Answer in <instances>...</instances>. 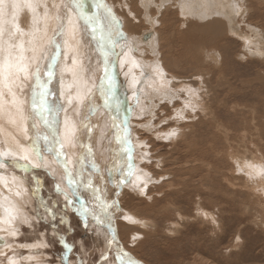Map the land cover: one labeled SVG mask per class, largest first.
Masks as SVG:
<instances>
[{
	"label": "rangeland",
	"instance_id": "374dc122",
	"mask_svg": "<svg viewBox=\"0 0 264 264\" xmlns=\"http://www.w3.org/2000/svg\"><path fill=\"white\" fill-rule=\"evenodd\" d=\"M103 1L109 5L107 6L110 9L114 7L113 10L118 16L122 11H127V0ZM168 1L169 5L173 4V0ZM207 2L208 0H206ZM20 3L23 4V2ZM244 3L246 5L244 8L248 7L249 10L250 18L247 19L249 24L246 23L247 20L246 22L241 20L240 16L228 20L231 33H228L227 38H230L229 41L233 46L228 40L223 41L226 45L224 43V50L219 49L221 57L218 56V61L214 57L215 55L212 57V53L206 55L203 52L205 48L207 51L214 49L211 46L206 47L204 42L196 43L194 47L197 48V51L192 49L189 56L184 53L185 51H183L184 56L179 53L181 48L178 37L175 41L170 38H174L177 32L181 33L185 26L182 25L183 20L176 11L175 1L174 6H166L158 14L153 26L151 24L134 25L137 33L132 36L127 33L129 37L136 38L137 36L142 37L144 33L153 32L152 39L150 38L148 42L154 41V53L144 51L139 58L136 56L139 48L135 44L134 55L142 61L144 67L153 65L154 60L161 66L160 60H164L166 69L160 68L163 69L167 80H171L173 84L178 82L177 84L183 83V85L186 83H188L186 85H194L198 82L202 91L205 92L207 85L204 81H207L212 88V93L210 101L206 105L209 113L214 112L216 120L209 121L205 116V120L202 122L198 115L195 116L198 111L193 112L191 109H187L185 120L169 121L172 127L181 128L180 136L172 141L156 140L154 134L151 138L148 133L138 131L140 108L134 107V109L138 108L134 110L133 103H127L129 116L134 115V118L130 117L134 129L133 135L148 139L152 144L150 151L154 158L153 163L150 166H142L146 171L152 173L154 180H159L161 175L166 177L164 181L150 185L149 193L157 199L150 210L147 206L152 200L145 198L143 200L146 202H142L141 199H138L140 195H137V199L128 203L127 206L121 205L126 214H131L142 224L128 223L131 225L128 227H132L130 232L127 228L124 229L119 225V222L126 223L125 221L122 219L114 221L121 249L140 264H264V191L262 187H259L260 184L264 186V178L258 176L249 179L246 173L239 170L241 166L238 164L241 161L244 164L254 161L257 166L264 165V56L253 55L246 46L244 47L241 40L242 33L253 34L248 28L256 29V34H253L254 42L248 47L255 50L261 45L259 32L264 31V0H244ZM200 4L199 1L198 6ZM198 6L197 8L194 6L195 13L201 12ZM167 11H169L168 14ZM37 12L42 13L43 11L37 9ZM27 13L29 18L33 16L29 12ZM200 15L203 17L202 21L211 19L208 15ZM220 17L224 18V15ZM16 22L19 23L24 33H29L27 28H33V23L29 26L23 25L22 14L20 17L18 16ZM124 25L123 31L125 30ZM179 26L180 28H178ZM173 32L175 35H172ZM206 32L204 33L206 34ZM239 33L242 35L240 36ZM210 35L207 33L204 36L208 38ZM23 36L28 37L29 35ZM86 40L92 41L93 48L100 49L94 50L95 52L97 50L95 53L97 56L99 53H103L100 42L94 34H91L90 37L87 36ZM172 42L175 45H171ZM143 45L146 43L144 42ZM50 46L49 43L46 48ZM115 52L120 51L116 49ZM190 53L197 58L190 57ZM101 54H99V69L104 72ZM33 69L35 67H31L30 71ZM145 72L149 73L148 70ZM170 74L175 77L171 79ZM196 74H199V78L193 77ZM32 80L29 76L27 81H23L22 92L19 87H14L22 98L24 96L25 108L30 100V91L28 90L29 85L34 84ZM145 80L141 81L145 84ZM144 84L136 86L145 88ZM45 86L47 87L46 83ZM201 93L198 94L201 95ZM6 95L10 96L9 93ZM144 95H147V92ZM144 95L140 97V106L142 107L146 104ZM183 95L180 96L182 100H173L166 106H160L158 108L159 117L162 119L168 115L175 116L176 111L183 108V101H185L182 98ZM156 101L154 103L159 105V100ZM81 115L83 116V113ZM80 120L78 121L80 122ZM162 127L167 130V125H162ZM110 129L111 125L110 127L106 125V129L103 130L106 134L105 139L109 136ZM83 132L82 141H89L87 130H83ZM157 162L160 167H156ZM21 163L24 162L21 161ZM8 172L18 173L20 178L26 180L29 189L31 187L36 190L34 192L30 190L34 202H36L34 207L28 208L32 213L35 209L39 216L49 205L56 210L55 224L49 226L45 222V226L41 228L42 232L47 233V238L44 237L49 244L47 248L36 254V256H40L41 261L45 264H62V262L63 264H80L82 258L85 264L102 262L103 244L101 245V242L96 238V229L91 224L85 230L79 223L83 217L76 209H80L79 203L81 204V202H77L76 199L75 203L70 205L65 212L63 196H57L54 191L57 176L52 174L50 169H32L30 167L25 173L22 169L8 167L5 173ZM53 176H55V181ZM60 188L65 189L62 185ZM122 193L123 191L120 192V201ZM127 200L126 198L125 202ZM140 201L141 203H139ZM200 210L209 212V219H205ZM48 215L51 216V213ZM66 217L68 221H66ZM212 217L216 219V225L210 223ZM65 222L66 224H64ZM65 225L69 230L65 231L67 227H62ZM19 229L20 234L17 237L8 239L9 237L6 236V239L8 241L13 239L15 240L13 243L20 245L33 244L42 237L36 231L28 229L26 225H20ZM54 229L60 233L61 239L75 247L66 249L63 243L52 238ZM123 231H128L129 235L127 233L125 237L122 236ZM132 236L138 237L135 243L131 239ZM237 236H239V240L236 239ZM0 246L3 247L2 244ZM27 254L26 248L18 247L14 257L18 261L21 260L20 264H25ZM113 254L112 252L110 256L111 262L109 261L107 264H112ZM9 255L12 256L13 253L10 252ZM0 257V261H3L4 258Z\"/></svg>",
	"mask_w": 264,
	"mask_h": 264
},
{
	"label": "snow or ice",
	"instance_id": "6c2138e0",
	"mask_svg": "<svg viewBox=\"0 0 264 264\" xmlns=\"http://www.w3.org/2000/svg\"><path fill=\"white\" fill-rule=\"evenodd\" d=\"M75 5V0H61V3H57L56 0H52L49 3V0H24V3L21 4L19 0H0V53H6L4 58L0 60V75L3 76L5 81V86L8 87V92L12 96L10 105L3 100L4 93L0 91V115L7 118L8 123L13 126L16 131V136H12L11 133L8 135L11 136V139L15 141L17 145V150H0V170H6L8 167L13 169H22L25 173L31 167L32 169H47L48 160L47 156L51 154L53 159L57 160V163L62 167L64 178L67 182L68 189H61L59 183H56L54 186V191L57 196H63L65 212L70 205L75 203L77 197H83L84 193L78 191L79 186H83L85 190H92L91 200L96 202L101 201V196L99 195L100 189L97 185L104 180L103 176H100L95 182L92 180L91 175L87 177L84 176L81 168L84 164V157L82 154L77 155L75 161L69 158L68 154L64 151L66 145L76 147L82 143L81 131L86 129L87 133L91 135L93 128L96 126L91 125L89 121V116H84L79 124H77L71 117L67 114L64 116L63 121L59 119L60 113L63 111L68 112V107L64 104L58 102L49 103L47 100V90L40 93V108H41V120L44 130L40 131L37 129L36 116L33 112H30L26 117L23 110V101H20L16 93L12 90L13 86L19 87L21 92L23 87L21 86L23 81H27L29 76L32 77L34 84L29 85L30 91V100L29 108L35 109L37 107L35 99V86L43 87L39 85L40 81V65L38 63L39 57H37L36 52L40 50L39 46L33 44L32 41H29L31 46V51L33 55L31 58H28L24 55L25 47L24 43L21 42L19 45L13 42L14 37L17 33L21 36L30 35L32 33H24L21 29L19 23H17L18 13L22 7L28 8L34 14L33 23H35V14L37 9H42L43 19L45 21L44 34L47 33L48 22L55 20L58 24V34L65 35L66 28L65 22L67 23V38L64 40V46L67 49V52H76L80 46L81 40L79 34L81 32L86 33L89 28H92L93 34L95 33V28L92 27L96 18L84 16L83 11ZM174 6L173 4L169 5L167 0H127L126 12H121L118 16L116 11L108 8L106 5H103L107 13L108 19V40L111 42L113 48H119L120 52L117 55V62L124 67L125 64L130 63L132 67H142L134 58L129 57V51L136 50L135 42H133L134 47L129 48L127 43V35L123 31V25L125 22L128 25H139V24H155L158 14L166 7ZM207 8H212L215 10L217 15H220L221 9H224L223 15L226 19L231 20L233 17L240 16L244 7L246 6L244 0H216L214 3H206L203 5ZM73 14H75L76 19H73ZM11 16V20H6L5 18ZM5 24H10L11 27L6 29ZM34 31H39V29H34ZM253 34H256L257 30L252 29ZM7 35V41L4 39ZM152 33H145L142 39L145 43L151 38ZM120 36L123 37L126 41L124 44H120L113 37ZM260 39L262 41L261 45L253 50L249 47V51L253 55L264 56V31L259 32ZM56 51L48 58L49 63L46 66L47 74L49 80L54 77V64L58 63V57L64 55L67 58V52L61 53L59 51V44L55 45ZM18 48L19 53L14 55L13 50ZM111 50H104L102 53V63L104 66V74L110 82L111 79L108 76V64L109 57L112 55ZM32 62H36L34 70L30 71V66ZM78 61L75 56L72 58V68H67L66 70L73 72L74 83H77L76 76V66ZM153 74L160 81L158 87H153L155 81L150 80L146 87L152 89L150 93L146 96V106H140V97L144 95L143 88H136L133 92V97L136 101L134 107L140 108V115L138 117V131L140 133H148L151 137L154 134L156 140L163 141H172L178 138L181 134L180 127H172L169 121L175 122L177 120H185V111L191 109L193 112L197 111L199 107L198 101L200 96L198 95V90L194 87L185 85L183 87H176L172 81L166 80L164 78L163 69L157 64L152 69ZM131 73V68L125 73L129 75ZM23 74L22 78L21 75ZM144 75V73H141ZM9 78H11V86L8 85ZM103 78V77H102ZM17 81H21V84H17ZM144 83L138 79L134 74L131 76L130 84L135 87ZM178 83V82H177ZM171 86V87H170ZM71 85H69V88ZM181 94L185 95V103L183 108L176 111L175 116L168 115L166 118H160L158 114V108L160 106H166L167 103H170L173 100H179ZM60 97L66 100L67 106H72L75 102L76 106L72 108L74 115H81L79 105L83 104L86 99V94L79 89L75 95L69 94L65 96L63 80H61V90ZM92 92L91 89L87 90V99L91 103ZM159 100V105L155 104L154 101ZM45 113L47 115H45ZM159 120V123L157 121ZM162 125H167V130H165ZM115 119L112 120V128H114ZM133 126L127 124L122 128V135H115V142L122 148L123 153L126 156V160L122 167V175L115 182V191L116 199H112L111 195L105 196L103 202L99 203L100 211L105 213H110L109 216V233L110 236L107 239L106 243L110 247L112 244H117V255L116 260L118 264H139L138 261L133 260L128 257L127 252L120 250V246L116 239V233L113 227L114 221L117 219H122L125 222L131 221L133 224H140V220H136L132 215L126 214L124 209L121 207L119 196L120 192L123 191L124 187L131 189V191L138 193L140 196L145 197L146 199L151 200L152 197L148 194L150 191V185L160 183L164 181L166 177L161 175L159 180H154L151 172L146 171L145 167L142 165H152L153 157L151 153L152 144L148 139H142L140 136L136 137V143H133ZM111 131V130H110ZM23 136L28 143L27 146L22 144L17 138L18 136ZM105 133L102 131L99 139L102 141L105 139ZM41 140L43 143L41 144ZM7 142V140L5 141ZM140 149V164L138 165L135 161L136 149ZM89 151L91 148L89 147ZM29 152L34 155V159L29 158ZM11 158V159H9ZM24 161V163H21ZM74 165V167H70ZM93 168H99V165L93 163ZM156 167H160L159 163H156ZM245 169H248L246 172L249 179H254L255 177L264 178V165L256 166L252 164H247L244 168H240L241 172H244ZM80 176V180L77 181L76 177ZM17 177H11V181L16 185ZM55 181V176H53ZM0 182L4 183L5 186L8 184V180L4 176H0ZM31 191H36L30 187ZM11 191V189H10ZM16 195H20V192L17 191ZM86 205L81 209H76L79 212L83 219L79 221L82 226L87 230L90 223L100 221V217L96 212V208L90 205L89 201H85ZM0 207H4V212L6 213V218L0 219V224L6 225L4 228H0V231H3L7 234V237H16L20 234L19 227H14L13 225L19 221L20 225H26L28 229L36 231L40 236H45L47 238V233L41 231V228L47 225L51 226L55 224V215L56 210L50 205L45 207L44 212L37 216L35 209L31 216L29 215H19L18 210L7 201V198L4 199V204H0ZM16 212L17 215L13 213ZM51 213V216L48 215ZM200 213L204 216L205 219H209L210 213L207 211L200 210ZM91 218V219H90ZM62 223V221H61ZM210 223L216 225V219L211 218ZM70 227V225H69ZM67 231V229H65ZM52 238L56 239L57 242L63 243L66 249L74 248L75 245L69 244L66 240L61 239L60 233L55 229L52 232ZM133 243L138 239L137 236L131 237ZM239 240V236L236 237ZM0 244H2L8 251H0V256L4 258L3 261H0V264H18L17 260L14 258L15 249L13 245L8 243L7 239L0 237ZM20 247H25L29 249L47 248L49 244L46 240L42 239L39 243L33 244H20ZM9 252H12L13 255L10 256ZM103 259H107L106 254H102ZM29 260L34 259V257H28ZM36 264H45V262L37 260ZM63 264V262H62ZM80 264H85V261L81 258Z\"/></svg>",
	"mask_w": 264,
	"mask_h": 264
},
{
	"label": "bare ground",
	"instance_id": "6f19581e",
	"mask_svg": "<svg viewBox=\"0 0 264 264\" xmlns=\"http://www.w3.org/2000/svg\"><path fill=\"white\" fill-rule=\"evenodd\" d=\"M174 1H175L176 9H177L176 11H178L180 17L183 20L182 25L185 26V28H183L181 33L177 32V35L174 36V38L173 37L170 38V40L175 41V39H177V37H178V40L180 42V48H181L179 53H181L184 56L183 51H185L184 53L189 56V52H191L192 49L197 51V48L195 49V47H194L196 43L204 42L206 47L211 46L214 49L211 48L212 50L207 51V50H205L206 49L205 48L203 52L206 55H209L210 53H212V57H213V55H215L214 57L218 61V56L221 57V51L219 49L224 50V43L225 42L223 43V41H227V40L229 41L230 38H227V35H228V33H231V26L229 25L230 20L228 21V19H226L225 16H224V18L220 17V16H223V13L225 10L221 9L220 10L221 14L217 15L215 13V10L214 9L212 10V8H207L204 6H202V8H201V5H204V3L206 4V0H174ZM199 1L201 2V4L198 6ZM19 2L24 3V0H19ZM51 2H52V0H49V3H51ZM56 2L61 3V0H56ZM109 2H111V1H109ZM210 2L214 3V2H216V0H208L207 3H210ZM103 5L107 6L108 4H105V2L103 0H75L74 6H78L79 9L81 11H83L84 16L96 18V22L92 26L95 28L94 35L96 36V38H98L103 51L104 50H111L113 53L109 57V64H108V76L110 77L111 82L107 77H105L104 72H102L99 69V61H100L99 60V54H101V53H99L98 56L95 53L97 52V50H100V49L93 48L94 46L92 47V41L86 40L87 36L90 37L91 34L93 35L92 28H89L86 33L81 32L79 34V38L81 40V43H80V46L76 52H67V49L64 46V40L67 38V28H68L67 23L65 22V28H66L65 35H59L57 22L55 20L49 21L48 26H47V33L45 35L44 31H43L44 27H45V21L43 19L42 13L37 12L35 14V23H33L34 14L28 8L22 7L23 9L21 8V10L18 13V16L20 17V15L22 14L23 25H25V26H29V24L33 23L32 29L27 28L29 33H32V34H30L27 37V36H20L19 33H17L16 36L14 37L13 42L16 43L17 45H19L21 42L24 43V47L26 49L25 51H27V52H24V55L28 58H31L33 55L29 41H32L33 44H36L39 46L40 50H38L36 52V55H37V57H39L38 63L40 65V69H41L39 85H43V87H40L38 85L35 86V99H36V104H37V107L35 109L29 108V102L25 108L24 99H23L24 96L22 95L23 96V98H22L20 96V94L15 91V88H14L15 86H13L12 90L16 93L19 100L23 101L24 115L27 117L30 112L34 113V115L36 116L37 129L40 131L44 130L42 124L40 123V120H41L40 93L44 92L45 90H47L48 93H51V94H47V100L49 103L58 102L60 104H64L66 107H68L69 110L67 113H65L63 111L60 113L59 119L61 120V122L63 121L64 116L67 114L77 124H79L78 120H80L81 117L83 118L84 116L87 115V116H89L88 122L91 125L96 126L93 128L91 135L88 136L89 141H86V140L84 142L82 141V143L80 145H77L76 147L66 145L64 151L68 154L69 158L72 159L73 161H75L77 155H80V154L83 155L84 164L81 168V171L83 172L85 177H87L90 174L92 177V180L94 182L100 176L104 177V180L101 181L99 185H97V187H99V189H100V192H99V195L101 196L100 202H96L94 200H91L92 190H85L83 188V186L78 187V191L84 193L83 197H77L76 199L78 200L77 202H81V204L79 203L80 209H82V207H84V206H89V205L85 204L86 200L89 201L90 205L96 208V212H97L98 216L100 217V221L90 223V225L92 224V226L97 231L96 232V234H97L96 238H98L97 240H99L101 242V245L103 244V247H102L103 253L102 254L107 255V259L105 260L102 258V262L100 261L99 264H107L109 261L111 262L110 256H111L112 252L114 253L112 264H118V261L116 260L118 245L112 244L109 247L106 243L107 239L110 236V233H109V216H110V213H105L103 211H100V207L98 206V204L102 203L103 198L105 196H108V195H111L112 199H116V196L114 193H115V191H119V190L115 189V182L122 175V167H123L124 162L126 160V156L123 153L122 148L115 142V135H117V134L122 135V128L125 127L129 123L132 124L131 123L132 120L130 122L131 116H133V118H134V115H132V114H131V116H129L128 105H127L128 102L133 103V105L136 104V101L133 97V92L135 91L137 86L133 87L130 84L131 76L134 74L140 80L146 79L145 84L144 83H142V84H144V86H145V88H143L144 91L147 92V94H148L152 91V89H150L148 87L146 88V84L150 80L155 81L153 87H158L160 84L159 79L157 77H155V75L152 72L153 67H155V65H157V64L159 65V62L157 63L156 60H154L155 62L153 63V65L147 66V67L143 66L142 61L140 59H138L137 57L140 58L144 51H146V53L147 52L148 53H154V49H153L154 48V41L150 40L149 42L146 43V45H143L145 41L142 39V37L144 36L145 33L142 35V37H138V36L136 38L129 37L127 35V33L132 36V35L137 33V29L134 25H128L125 22L124 32H126L125 34L127 35L128 47L130 49L133 48L134 47L133 42H135L136 46H138V48H139L138 53L136 55L137 57H135V55H134L135 50L129 51V57L134 58L140 65H142V67H132V65L130 63H128V64H125L123 68H121V66L117 62V55L119 54V52H115V50L119 49V48H113L111 42L108 40V19H107V13H106ZM194 6H196V8H197V6L200 7L201 12L195 13L196 10L194 9ZM112 9H114V7ZM166 9H168V8H166ZM38 10H40V9H38ZM42 11L43 10L41 9V12ZM27 12H29L31 15L33 14V16H30L31 18L33 17L32 19L29 18V15ZM168 12L169 11H167V14H168ZM200 14H202L203 16L208 15L211 17V19L210 20L203 19V21H202L201 18H203V17ZM9 17H11V16L9 15ZM9 17H6L5 19L10 21L11 18H9ZM240 17H241V20H243L245 22L247 19L250 18L248 7L244 8V11L240 15ZM73 19L74 20L76 19L75 14H73ZM246 23H248V20ZM151 25L153 26V24H151ZM198 25H200V26H198ZM4 27H5L6 32H7V29L10 28L11 25L5 24ZM178 28H180V26ZM34 29H39V31H34ZM248 29L250 30V32H252V30L250 28H248ZM204 32H206V34ZM151 33H153V32H151ZM207 33H209L211 35L208 38H205L204 35H207ZM242 34L239 33L240 36L242 35L244 37V38L241 37L242 43H243L244 47L246 46V48L249 49L248 46L254 42L253 34L252 33H251V35L245 34V33H242ZM172 35H175V32H173ZM239 35H237V36H239ZM151 37H152V35H151ZM113 38L115 40H117V42L120 44L126 43V41L123 37L116 36ZM4 39L7 41V35H5ZM49 43L51 44V46L46 48V45ZM57 43L60 46L59 51L61 53L67 52V58H65L64 55H60L58 57V63L54 64V73H55L54 77L51 80H49L47 70H46V66L49 63L48 58L52 55L53 51H56V50H52V49L53 48L56 49L55 45ZM229 43H230V41H229ZM171 45H175V43L172 42ZM225 45H226V43H225ZM227 45H229V44H227ZM95 49H97L96 52L94 51ZM49 50H52V51L49 52ZM102 50H101V52H103ZM119 51H120V49H119ZM18 53H19L18 48L13 50L14 55H16ZM176 53L178 54L177 50H176ZM5 55H6V53H0V60H2ZM73 56H75L77 61H78V64H77L76 69H75L77 81H78L77 83H74L73 72L66 70V66H67V68L73 67V65H72ZM190 57H194V59L197 58V56L192 55V53H190ZM160 61H161V66L160 65L159 66L166 69V64L163 62L164 60L163 61L160 60ZM151 62H153V61H151ZM35 66H36V62H32L30 69H31V67H35ZM129 68H131V73L126 76L125 73L129 71ZM146 70H148L149 73L145 72ZM141 73H144V75H141ZM20 75L22 78L23 74H20ZM169 76L171 79H173L175 77L171 74ZM193 77L199 78V74H196ZM204 77H206V75H204ZM30 78L32 79L31 76H30ZM164 78H165V76H164ZM165 79L167 80V78H165ZM61 80H63L65 96H67L69 94L75 95L77 93L78 87L80 90H82L86 94V99H85L84 103L79 105L80 111H81V113H83V116L82 115H79V116L74 115L72 108L76 106L75 102L72 106H67L66 100L64 98L60 97ZM198 81H199V79H198ZM32 82L34 83L33 80H32ZM204 82H205V85H207L206 86V88H207L206 92L202 91L201 86H199L198 82L194 83V85L189 84L188 86L194 87L197 90H199L200 92H202L201 95L198 94L200 96V99L198 101L199 107L197 108L198 112L195 114V116L198 115L200 121H202V122L205 120L204 119L205 116L209 119V121L211 120L213 122V121H216L214 112L209 113L208 107L206 105V103L208 101H210V97H211L210 94L212 93V88L208 85L207 81H204ZM7 83L9 86H11V78H9V81ZM16 83L21 84V81H17ZM45 83L47 84V87L45 86ZM175 83H176L175 84L176 87H183L186 84H188V83H186L185 85H183V83H181V84H177V82H175ZM23 85H24V82H23ZM69 85H71L70 88H69ZM139 85H141V84H139ZM88 89H91V92H92L91 103H89V101L87 99V90ZM0 91H2L4 93L3 100L6 101L7 104L10 105L11 100H12V96L8 92V87L5 86V81H4V78L2 75H0ZM18 91H20V90H18ZM199 91H198V93H200ZM6 93L7 94L9 93L10 96L8 97L6 95ZM184 95H186V94H184ZM144 96H145V100H146L147 95H144ZM183 96H182V98H183V100H185V96L184 97ZM180 100H182V99L180 98ZM156 102H158V101H156ZM183 102L185 103V101H183ZM144 105H146V104H144ZM133 109H134V106H133ZM135 109H138V108H135ZM136 112H138V111H136ZM45 115H47V114L45 113ZM191 117H193V116H191ZM107 118H109V121H107ZM113 119H115V125H116L114 128H112V120ZM106 125H109V127L111 125V129H110L111 131L108 132L109 136L106 139H103L101 141L99 139V137H100L101 132L106 129ZM134 125H135V123H134ZM84 130H86V129H84ZM9 133H11L12 136L17 135L13 126L8 123L7 118L0 115V150H9V148H11L12 150H17V145H16L15 141H13L11 139V136L8 135ZM81 135L84 136L83 130L81 131ZM133 137H134L133 143H136L135 142L136 137L134 135H133ZM17 138L20 140V142L22 144L27 146L28 141L25 138H23L22 135L18 136ZM6 140H7V142H5ZM42 143H43V141L41 140V144ZM89 147L91 148V151H89ZM154 147H156V146H154ZM135 157H136L135 161L139 165L140 164V149L139 148L136 149ZM29 158L34 159V155L31 154V152H29ZM46 158L48 160V165H49L48 169L51 170L52 174L57 176V180H56L57 183L62 185L63 188L68 189V185H67V182L64 178V173H63L62 167L57 163V160L53 159L51 154H49ZM9 159H11V158H9ZM93 163L99 165V168L98 169L93 168L92 167ZM238 164L241 166L240 168H244V166L247 164L256 165L254 163V161H251L250 163H246V164H244V162L241 161L240 163L238 162ZM70 167H74V165H70ZM247 171H248V169H245L244 173H246ZM0 176H4L8 180L7 186H5L4 183L0 182V204H4V199L7 198V201L10 202L12 205H14L15 208L18 210L19 215L31 216L32 211L28 208L34 207L36 205V202H34V199L30 193V190L26 185V183H27L26 180L20 178L18 173H9V172L5 173V170H0ZM13 176H16L18 178L16 181V185H14L11 181V177H13ZM76 179H77V181H79L80 176H78V178L76 177ZM259 187H262V189L264 191L263 185L261 186V184H260ZM10 189H11V191H10ZM126 190H128V191H126ZM17 191L20 192V195H16ZM112 191H113V193H112ZM122 194L123 195H122L120 204L123 205L124 207L127 206L128 203L130 204L133 200L137 199V195H139L138 193L131 191V189H129L127 187H126V189L124 187ZM149 195L152 197V199H151L152 202L147 206L148 210H150L153 203L157 201V199H155L151 193H149ZM126 198L128 200L125 202ZM138 199H141L142 202H146L145 200H143V199H145V197L140 196V197H138ZM139 203H141V201ZM13 214L17 215L16 212H14ZM4 218H6V213L4 212V207H0V219H4ZM136 220H139V219H136ZM130 222L131 221L126 222V223H124V222L120 223L119 222V225L124 229L127 228L131 232L132 227H128V226H131L128 224ZM131 224H132V222H131ZM140 224H142V223H140ZM13 226L14 227H20L19 221H17ZM4 227H6V225L0 224V228H4ZM113 227L115 230L114 224H113ZM142 227H144V226L142 225ZM115 233H116V230H115ZM127 233H128V231H123L122 236L125 237L127 235ZM128 235H129V233H128ZM6 236H7V234L5 232L0 231V237H4L6 239ZM8 239H10V238H8ZM42 239L46 240V238L44 236H42L35 243H39V241ZM116 239H117V236H116ZM14 241L15 240L12 239L11 241H8V243L12 244L13 248L15 250H17L18 247L20 248L19 243H17V244L13 243ZM117 241H118V239H117ZM46 242H47V240H46ZM118 244L120 246V250L123 252H126L123 249H121L122 246L120 245L119 242H118ZM26 249L28 250V254H27L28 256L25 258V261H26L25 264H36V261L40 260V256H38V255L36 256V254H38L40 252V250H43L44 248H40L39 250L29 249V248H26ZM0 251H8V249L5 248L4 246L3 247L0 246ZM28 257H34V259L29 260ZM125 258L127 259L129 257H125ZM0 259H1V257H0ZM133 260H134V258H133ZM20 261L17 260L18 264H20ZM22 261H24V260L22 259Z\"/></svg>",
	"mask_w": 264,
	"mask_h": 264
},
{
	"label": "flooded vegetation",
	"instance_id": "af4514ba",
	"mask_svg": "<svg viewBox=\"0 0 264 264\" xmlns=\"http://www.w3.org/2000/svg\"><path fill=\"white\" fill-rule=\"evenodd\" d=\"M66 221H68L67 217H66ZM64 224H66V222H65ZM64 224H63V225H64ZM62 227H63V228L67 227L66 229H67V230H69V228H68V226H67V225H65V226H62ZM69 232H70V231H68V233H69ZM69 234H70V233H69Z\"/></svg>",
	"mask_w": 264,
	"mask_h": 264
},
{
	"label": "water",
	"instance_id": "95a60500",
	"mask_svg": "<svg viewBox=\"0 0 264 264\" xmlns=\"http://www.w3.org/2000/svg\"><path fill=\"white\" fill-rule=\"evenodd\" d=\"M129 258L133 259L130 255H128Z\"/></svg>",
	"mask_w": 264,
	"mask_h": 264
}]
</instances>
